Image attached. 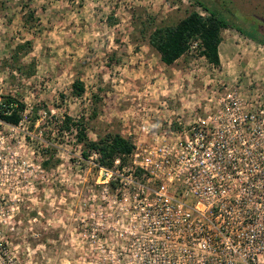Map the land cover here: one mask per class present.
Returning <instances> with one entry per match:
<instances>
[{
    "label": "rangeland",
    "instance_id": "374dc122",
    "mask_svg": "<svg viewBox=\"0 0 264 264\" xmlns=\"http://www.w3.org/2000/svg\"><path fill=\"white\" fill-rule=\"evenodd\" d=\"M202 1L264 39V0ZM192 11L207 15L190 0H0V100L25 105L28 137L18 132L17 141L44 171L31 170L28 187L16 189L20 202L8 203L19 209L2 219L15 230L2 226L0 243L9 246L0 264H75L85 252L79 233L103 186L97 166L81 158L76 131L61 132L65 117L82 120L92 140L119 134L148 143L151 131L177 130V118L202 115L227 89L248 96L264 87V46L236 30L222 32L218 68L199 51L172 66L161 61L151 33ZM77 79L82 97L72 95Z\"/></svg>",
    "mask_w": 264,
    "mask_h": 264
},
{
    "label": "built area",
    "instance_id": "2783aa9c",
    "mask_svg": "<svg viewBox=\"0 0 264 264\" xmlns=\"http://www.w3.org/2000/svg\"><path fill=\"white\" fill-rule=\"evenodd\" d=\"M202 112L177 118L169 133L151 131L128 164L117 158L109 169L90 158L103 195L83 221L75 264H264V87L248 96L227 89ZM28 119L26 110L18 125L0 116V233L15 230L2 219L15 218L16 189L28 187L31 170L44 172L17 141L18 132L27 139Z\"/></svg>",
    "mask_w": 264,
    "mask_h": 264
},
{
    "label": "trees",
    "instance_id": "16d2710c",
    "mask_svg": "<svg viewBox=\"0 0 264 264\" xmlns=\"http://www.w3.org/2000/svg\"><path fill=\"white\" fill-rule=\"evenodd\" d=\"M207 15H202L198 11L190 12L184 19L174 26L157 27L150 35V45L160 54L161 61L166 66H172L190 51L193 41H200V54L212 66L218 68L221 65L219 48L222 43V32L224 30H236L243 36L258 41L264 46V39L257 36L255 30L253 34L247 33L242 28L232 23V19L215 5H210L202 0H190ZM215 4V3H212ZM221 7V6H220ZM222 8V7H221ZM32 16V15H30ZM20 46L18 50H23ZM85 94V86L79 80L72 84V95L82 97ZM6 108L0 112V116L7 123L18 125L26 107L11 97L3 101ZM7 112L8 114H5ZM61 132L76 131L77 145L81 146V158L89 161L96 154V163L99 167L112 168L114 161L121 158L123 162L129 160L135 149V144L119 134H108L99 139L92 140L88 136L87 129L82 120L73 121L70 117H65L61 123ZM45 167L49 163H44ZM141 172V171H140ZM139 172V173H140ZM115 188V184H112Z\"/></svg>",
    "mask_w": 264,
    "mask_h": 264
}]
</instances>
